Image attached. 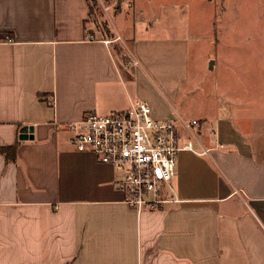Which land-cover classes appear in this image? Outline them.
<instances>
[{
    "label": "crops",
    "instance_id": "obj_1",
    "mask_svg": "<svg viewBox=\"0 0 264 264\" xmlns=\"http://www.w3.org/2000/svg\"><path fill=\"white\" fill-rule=\"evenodd\" d=\"M178 2L188 0H120L115 13L127 5L152 26L166 20L167 35L134 27L112 37L92 32L87 0H0V264H264V103L251 101L257 96L228 93L224 112L217 103L214 116L205 110L201 120L164 117L185 141L193 136L180 117L197 120L201 138L193 143L207 152L178 153L177 200L159 209L130 206L118 171L69 143L70 125L86 113L144 97L142 79L151 86L153 74L165 72L157 71L160 52L172 58L186 49L175 35ZM117 48L131 66L121 64ZM18 140L16 159L7 160L1 148Z\"/></svg>",
    "mask_w": 264,
    "mask_h": 264
},
{
    "label": "rangeland",
    "instance_id": "obj_2",
    "mask_svg": "<svg viewBox=\"0 0 264 264\" xmlns=\"http://www.w3.org/2000/svg\"><path fill=\"white\" fill-rule=\"evenodd\" d=\"M97 3L96 13L90 16L88 24L94 27L93 33L99 30L104 36L109 33L108 36L114 37L118 30L123 34L124 30L135 27L143 36L152 37L155 32L167 35L163 26L167 25L166 20L156 27L152 26L154 20L135 16L127 5L119 14L115 13L120 0H97ZM106 7L109 8L106 10ZM175 10L179 11L175 35L183 37L186 49L181 47L172 52V58L171 52L169 55L168 51L160 52L157 71L165 68V72L154 73L155 82L151 86L144 77V97L137 95L133 101H146L159 119L179 113L188 119L200 120V113L205 110L213 117L217 103L223 113L228 93L235 97L251 94L257 96L252 102L264 103V0H188L181 8L178 2ZM123 37L127 35L124 33ZM125 51L123 48L119 55L124 66L131 62ZM182 79L185 80L181 82ZM199 129L200 126H195L194 132L201 138ZM191 139L196 142V137Z\"/></svg>",
    "mask_w": 264,
    "mask_h": 264
},
{
    "label": "built area",
    "instance_id": "obj_3",
    "mask_svg": "<svg viewBox=\"0 0 264 264\" xmlns=\"http://www.w3.org/2000/svg\"><path fill=\"white\" fill-rule=\"evenodd\" d=\"M180 122L195 137L193 126L198 121L180 117ZM70 129L73 148L91 151L99 162L113 166L118 171L116 185L125 194V201L139 211L159 209L177 200L172 179L180 151L207 152L198 151L193 141H185L173 119L156 118L143 100L107 114L88 112Z\"/></svg>",
    "mask_w": 264,
    "mask_h": 264
},
{
    "label": "trees",
    "instance_id": "obj_4",
    "mask_svg": "<svg viewBox=\"0 0 264 264\" xmlns=\"http://www.w3.org/2000/svg\"><path fill=\"white\" fill-rule=\"evenodd\" d=\"M87 1H88V5L90 8L89 15L92 16L95 14V7L98 3H97V0H87ZM108 35H109V33H107V36ZM18 143H19V140L12 146H4L1 148L2 153L5 155L7 160L16 159V150H17Z\"/></svg>",
    "mask_w": 264,
    "mask_h": 264
},
{
    "label": "water",
    "instance_id": "obj_5",
    "mask_svg": "<svg viewBox=\"0 0 264 264\" xmlns=\"http://www.w3.org/2000/svg\"><path fill=\"white\" fill-rule=\"evenodd\" d=\"M210 68L211 69L213 68V61L211 62ZM27 131H28V128H23L22 133L20 134V138L22 139L27 138V135H28Z\"/></svg>",
    "mask_w": 264,
    "mask_h": 264
}]
</instances>
